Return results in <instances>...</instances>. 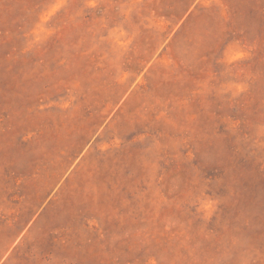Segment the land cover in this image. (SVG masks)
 Instances as JSON below:
<instances>
[{
    "label": "rangeland",
    "instance_id": "1",
    "mask_svg": "<svg viewBox=\"0 0 264 264\" xmlns=\"http://www.w3.org/2000/svg\"><path fill=\"white\" fill-rule=\"evenodd\" d=\"M0 264H264V0H0Z\"/></svg>",
    "mask_w": 264,
    "mask_h": 264
}]
</instances>
